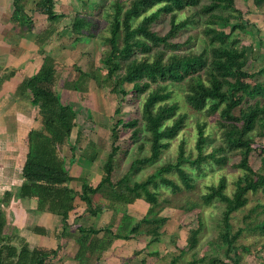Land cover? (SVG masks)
Wrapping results in <instances>:
<instances>
[{"label": "trees", "instance_id": "obj_1", "mask_svg": "<svg viewBox=\"0 0 264 264\" xmlns=\"http://www.w3.org/2000/svg\"><path fill=\"white\" fill-rule=\"evenodd\" d=\"M57 4V0H38L32 15L40 14L50 22L57 21L66 16L57 10ZM254 4L264 14V0H254ZM188 9H195L197 15L203 18L201 34L206 44L201 51H187L185 47L190 41H175L191 24V20L177 22L175 13ZM22 13L17 0L14 17ZM167 14L171 15L170 29L161 34L154 30V26ZM243 15L237 8L236 0H130L125 8L110 14L114 26L109 37L110 50L103 61L107 79L113 81V90L129 83L136 94L144 96L141 116L144 129L150 135V156L136 159L132 168L157 161L169 145L167 140L175 138L184 129L186 116L179 114V106L170 102L172 93L169 84H184L187 104L197 112L217 115V126L221 131L220 145L207 153L209 138L205 124L197 125V155L188 154L185 142L181 141L176 161L157 168L143 181L132 183L128 174L114 180V160L119 150L114 144L100 182L93 185L84 178L80 179L82 186L79 192L72 188L70 184L75 179L66 167V159L61 156L60 150L70 142L77 111L72 105L63 103L53 89L56 80L54 58L46 56L39 72L21 83V91L28 93L31 103L39 108L44 129L42 132L32 130L28 136L24 182L18 189L17 197L36 198L39 211L48 210L61 218L64 238L74 239L78 245L74 259L80 264H96L117 241H128L133 235L140 236L143 225L150 242H159L163 227L170 222L168 217L155 213L163 203L159 189L171 188L175 193L182 192L183 188L192 191L195 185L189 169L201 171L203 166L226 165L230 155L238 156L239 162L235 167L243 172L235 182L233 195L227 194L225 176L217 184L208 186V191L202 195L204 205L214 201L224 204L222 231L217 241L223 246L225 256L211 257L209 264H240L242 246L238 245V240L242 234L246 230L264 234V218L254 223L250 221L254 214L258 213L257 217L264 214V204H258L245 217V228L235 231L231 221L234 213L247 206L250 192L264 189V171L259 173L250 164L251 158L256 156L264 167V144L256 146L252 136L255 131L261 130L264 137V82L259 78L264 74V68L257 73L252 72V61L258 58L260 51L252 44L241 45V39L236 35L238 30L244 31L248 26ZM85 17L76 16L74 32H81L89 25L88 17ZM53 33L52 29H48L44 36L46 40ZM82 77L94 79L102 85L97 76L83 73ZM119 92L127 94L123 89ZM116 112L120 114L119 109ZM138 124L139 121L133 120L124 126L132 129ZM112 135L116 141V133ZM71 150L75 153L76 146L71 145ZM91 159L94 160V157ZM173 173L178 174L180 184L168 177ZM95 195H100L108 203L114 212V220L119 215V206L143 200L149 208L134 226V217L125 211L118 223L114 221L112 226L95 228L77 225L73 232L69 231V218L76 208V199L79 197L87 204V211L96 215L98 209L93 207ZM194 206L190 207L193 209ZM259 208L262 209L260 212ZM6 226V216L0 208V264H58L54 260L63 246L53 251L31 249L26 244L16 246L5 234ZM204 227L200 217L199 225L190 231L186 245L168 264H180L184 255L197 249ZM97 236L101 237L95 240ZM244 249L250 252V249ZM204 261V258H194L186 264H201ZM141 264L148 262L145 259Z\"/></svg>", "mask_w": 264, "mask_h": 264}, {"label": "rangeland", "instance_id": "obj_2", "mask_svg": "<svg viewBox=\"0 0 264 264\" xmlns=\"http://www.w3.org/2000/svg\"><path fill=\"white\" fill-rule=\"evenodd\" d=\"M129 1L58 0L57 10L66 16L59 18L56 22L48 21L46 24L48 29L54 27V33L47 41L49 56L54 58L56 67V80L53 89L65 104L72 105L77 111L76 126L70 142L66 144L65 151L63 148L60 150V154L66 159L68 170L71 169L69 161L73 156L80 167L79 177L87 179L91 184L97 183L104 175V166L114 144L119 147L114 160V180H119L128 174L132 183L143 181L157 168L175 162L181 141L185 142L188 154L192 153L196 156L195 143L197 125L199 124H205L206 136L209 138L206 152L210 153L220 145L221 131L217 126L218 116L208 115L205 111L193 110L185 100V85L169 84L168 88L172 93L170 102L177 104L179 114L186 116L184 129L175 138L167 140L169 145L163 150L157 161L148 165L139 164L132 168V163L136 159L150 156L151 153L150 135L144 129L141 116L144 96L136 94L133 85L129 83L113 90L114 83L107 79V69L103 63L110 50L109 37L114 26L110 14L125 8ZM236 4L244 14L243 18L248 25L244 31L236 32L238 38L241 39V45L252 44L257 51H260L258 58L252 61L254 66L252 72L257 73L264 68V14L257 9L254 0H236ZM78 15L88 17L85 18L89 21V25L84 27L81 32H74L73 22ZM175 19L177 22L191 20L188 29L181 32L175 41L178 43L190 41V44L185 47L187 51H201L206 44L201 34L203 18L197 15L195 9H188L175 13ZM170 22L171 15H163L160 21L155 24L154 30L165 34L170 29ZM83 73L97 76L102 85L94 79H82ZM120 76L121 73L118 77ZM259 78L264 82V74ZM122 89L126 91V95L120 94L119 90ZM118 109L120 114L116 112ZM133 120L139 121L135 128L124 126ZM113 132L117 135L116 141L113 139ZM252 136L256 146L264 144L261 130L255 131ZM71 145L76 146L75 153L70 149ZM92 156L94 160L91 159ZM238 162V156L230 155L226 165L203 166L201 171L189 169L195 185L192 191H187L182 186V192L175 193L171 188L161 187L159 194L163 203L156 208L155 213L158 216L168 217L170 222L163 227L160 241L150 242L151 238L146 235L145 225L142 224L141 235L138 238L131 236V240L125 243L121 261H119L120 257L114 254L113 249L105 253L106 257L117 258L116 264H141L145 259L148 264H168L175 254L180 253L179 249L186 245L190 231L198 227L201 217L205 227L199 235V245L196 250L184 255L180 264H186L194 258H204L205 261L201 264H209L211 257L220 256L223 258L225 256L223 246L217 239L222 231L224 204L214 201L210 205H204L202 195L208 191V186L217 184L218 180L225 176L228 182L227 194L232 196L235 191V182L243 174L239 168L235 167ZM250 164L256 171L263 173L264 167L261 166L258 157H252ZM168 177L180 184L178 174L173 173ZM247 197V206L233 214L231 221L235 231L245 228V217L258 204H264V189L257 193L250 192ZM98 203L96 200L93 201V207L97 208L100 213L91 217L89 221L84 220L86 227H89V224L100 227L107 223L112 226L114 221L117 224L125 211L134 217L133 225L138 224L149 208V205L143 200H138L129 206H119V215L114 220V212L109 208L108 203L105 202L104 205H98ZM192 204L196 205L193 209L190 207ZM261 210L259 208L258 212ZM257 214L252 216L251 222H258L264 218V214L258 215V217ZM100 237L97 236L95 240ZM65 240L64 242L67 244L64 247V252L68 256L65 261L68 262L71 256L75 258L78 245L74 239L66 238ZM238 245L242 246L239 251L240 264H264L263 233L246 230L239 238ZM245 247L250 249V252L246 251ZM141 249L145 250L141 251L142 254L139 256ZM155 250L159 254L150 256L149 253ZM160 253L163 256H160ZM112 262L110 261L109 264Z\"/></svg>", "mask_w": 264, "mask_h": 264}, {"label": "crops", "instance_id": "obj_3", "mask_svg": "<svg viewBox=\"0 0 264 264\" xmlns=\"http://www.w3.org/2000/svg\"><path fill=\"white\" fill-rule=\"evenodd\" d=\"M16 1L0 0V208L7 221L5 234L13 244H26L31 249L53 251L67 244L64 242L66 238L63 236L61 218L48 210L39 211L36 198L17 197L18 189L24 182L23 168L29 152L28 136L32 130L42 132L44 129L39 108L31 103L28 93L21 91L20 85L39 72L44 58L50 54L47 49L48 40L44 37L48 30V20L40 14L32 15L38 0H18L23 13L14 17ZM49 29L53 30L54 27ZM65 146L62 147L64 151ZM69 164V172L75 179L70 185L79 192L82 186L80 179H83L78 174L79 164L76 160L73 163V156ZM100 180L93 185H97ZM9 194L11 195L8 196ZM95 200L99 202L98 205L105 204L100 195H95L93 201ZM75 207L69 218L72 232L75 230L74 226L86 227L83 221H89L100 213L90 214L87 204L79 197ZM107 225L97 227L89 224V227L101 228ZM130 240L117 241L111 248L120 257L119 261L122 260L121 253L125 243ZM64 251V248L59 250V255L54 260L56 263L80 264L72 256L68 262L65 261L68 256ZM158 254L156 250L149 253L150 256ZM106 256L107 254L97 264H109L110 261H113L110 264H116L117 258ZM160 256L163 254L160 253Z\"/></svg>", "mask_w": 264, "mask_h": 264}]
</instances>
